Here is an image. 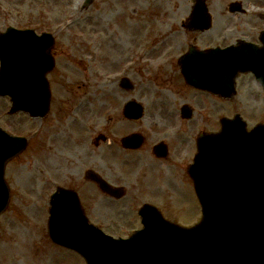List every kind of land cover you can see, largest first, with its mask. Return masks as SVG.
I'll use <instances>...</instances> for the list:
<instances>
[{"label":"rangeland","instance_id":"1","mask_svg":"<svg viewBox=\"0 0 264 264\" xmlns=\"http://www.w3.org/2000/svg\"><path fill=\"white\" fill-rule=\"evenodd\" d=\"M138 1L94 0L84 10V0H0V31L9 25L30 26L38 33L48 30L55 39L54 48L59 50L56 70L49 74L50 112L42 122L22 113L8 115V99L0 98V125L6 130L29 137L42 125L38 137H31V146L6 166L11 194L0 218V264H84L73 252L48 241L45 221L48 194L54 182L66 181L67 167L81 171L80 164L67 163L66 156L75 151L74 141L82 140H74V136L84 133V144L90 147L88 162L92 165L99 149L93 152L87 138L100 128L112 134L128 129L117 113L127 99L142 102L146 110L157 109L160 101L153 104V99L164 94L171 100L169 108L178 102V95L171 94L169 98L163 83L155 85L151 81L161 67L176 76L179 67L175 54L184 51L189 43L206 47L230 44L239 38L256 42L264 29V0H241L245 12L229 11L227 4L231 0H205L213 23L203 33L182 25L192 0ZM141 48H148V52ZM95 54L97 60L88 61ZM130 59H137V64L130 66ZM148 59L154 61L152 67L146 66ZM127 73L135 90L119 85L118 80ZM238 75L237 93L217 106L218 113L238 111L249 127L257 121L264 122V90L251 74ZM173 78L174 82L178 80ZM201 94L205 100L206 93ZM60 130L64 134L55 135ZM104 148L107 158L118 152L113 147ZM105 163L114 167L111 159ZM123 169H117L119 176ZM180 177L179 174L176 179L182 180ZM180 180L175 185V196L165 197L169 206L162 208L167 219L186 225L195 222L199 206L191 181L183 184ZM83 192L87 215L111 233H127L138 225L136 206L149 203L161 208V197L145 190L140 192L142 197L128 189L127 196L117 201L98 196L92 184L85 185ZM14 244L22 251H15Z\"/></svg>","mask_w":264,"mask_h":264},{"label":"water","instance_id":"2","mask_svg":"<svg viewBox=\"0 0 264 264\" xmlns=\"http://www.w3.org/2000/svg\"><path fill=\"white\" fill-rule=\"evenodd\" d=\"M260 39L262 47L240 40L235 46L216 47L190 61H211L213 67L211 75L205 77V85L227 96L238 70L255 72L264 84V30ZM51 41L50 34L34 36L29 29L9 27L0 33V94L10 95L12 111L24 109L34 116L47 109L49 95L43 73L51 67L52 60L43 51L52 45ZM181 63L189 66L188 59L182 58ZM23 71H33V79L24 77ZM189 76L194 78L186 72ZM138 111L135 109L134 115ZM221 124L217 134L204 136L198 142V152L189 168L202 207V220L195 226L183 232L182 227L163 219L153 222L145 207L141 231L127 239H112L85 223L77 205L72 210L57 206L58 200L67 198L60 193L51 199V224L67 220L73 224L61 225L59 233L52 225L50 234L78 251L87 264H181L172 252L177 245L174 239L181 235L188 251L186 264H196L195 255L199 253L202 264H227L229 260L233 264H264V125L247 131L238 115L223 119ZM25 143V139L7 136L0 130V212L9 199L3 177L5 161L21 151ZM61 209L67 212L60 215ZM196 246L199 253L195 252Z\"/></svg>","mask_w":264,"mask_h":264},{"label":"flooded vegetation","instance_id":"3","mask_svg":"<svg viewBox=\"0 0 264 264\" xmlns=\"http://www.w3.org/2000/svg\"><path fill=\"white\" fill-rule=\"evenodd\" d=\"M141 49L148 52V48ZM186 49L187 48L174 56L179 67L178 72L175 73L176 76H174V73L170 72L169 69L161 67L154 72L151 80L155 85L163 83L166 89H168L166 94H170L169 98H172L171 94L174 96L178 95V102L169 108V102L171 100L168 99L167 95L162 93L164 97L158 96L153 99V104L160 101L159 107L154 110L144 109L143 115L138 119L125 116L123 107L118 108L117 113L119 118H123L122 122L128 129L124 131L120 130V132L117 131L119 134H112L110 130L106 131L100 128L93 134V144H91L92 151L94 152L93 149L98 148L99 152L94 158L92 166H90V162H88L90 159L88 149L90 147L84 144V133L74 136V140H77L79 137H81L82 140L74 141V144H76L74 145L75 151L66 156L67 163L73 165L77 163L76 166L80 164L81 171L77 170L78 173L75 172L73 168H65L64 170L68 172L64 174L66 181L54 182V188L58 185L74 188L83 202V198H85L86 195L83 189L85 185L91 186L92 184L98 196L111 199L105 191L97 187L95 181L88 177L89 174H87V169L92 167L97 170L103 178L108 180L109 183L115 186L122 185L126 189L134 190L138 194H141L140 192L145 190L156 196L159 195V197H161V207L165 208L169 206L165 197L175 196V185H177V182L180 180L176 179V177L179 176V174L181 175V183L189 179L186 172L188 163L187 156L190 149L192 150L193 146L195 148L198 134L202 131H217L219 127L217 108V106H219V97L208 91L189 86L181 74L178 57L181 54L183 55ZM136 60L130 59L131 62L137 64L138 60ZM153 62L152 60L149 62L148 59L145 64L147 67H152ZM168 72H170V74H167ZM125 75H128V73ZM173 77L178 80L174 82ZM128 78L130 83L128 85L129 89L135 90L133 82L130 80L129 76ZM201 91L206 93L205 100L202 97ZM192 95H194V97H192ZM183 104L189 105L188 110L181 109ZM161 116H163L164 119H162ZM41 126L40 124L39 129H41ZM64 132V130H60L56 132L55 135L61 136ZM39 133V130L36 131V138ZM129 136V143L131 146H125L122 139ZM88 144L90 145V143ZM106 146L113 147L118 152L112 155V158H107L104 155V147ZM106 159H111L116 167H107L105 163ZM119 168L123 169V174L121 176L117 174V169ZM54 188L51 191H53ZM126 189L124 190L126 191ZM158 208L162 210L160 207Z\"/></svg>","mask_w":264,"mask_h":264},{"label":"bare ground","instance_id":"4","mask_svg":"<svg viewBox=\"0 0 264 264\" xmlns=\"http://www.w3.org/2000/svg\"><path fill=\"white\" fill-rule=\"evenodd\" d=\"M139 1H140V0H139ZM139 1H138V2H139ZM177 8H179V5H177ZM14 246H15V247H14V250H15V251H19V250L22 251V249L20 248V246H18L17 244H14ZM11 255H13V254H11Z\"/></svg>","mask_w":264,"mask_h":264}]
</instances>
